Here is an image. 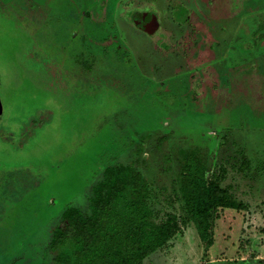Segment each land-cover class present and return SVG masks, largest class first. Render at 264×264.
<instances>
[{"label":"rangeland","instance_id":"1","mask_svg":"<svg viewBox=\"0 0 264 264\" xmlns=\"http://www.w3.org/2000/svg\"><path fill=\"white\" fill-rule=\"evenodd\" d=\"M183 148L232 205L212 245L191 221L146 264H264V0H0V264H55L63 214L111 165L182 215Z\"/></svg>","mask_w":264,"mask_h":264},{"label":"trees","instance_id":"2","mask_svg":"<svg viewBox=\"0 0 264 264\" xmlns=\"http://www.w3.org/2000/svg\"><path fill=\"white\" fill-rule=\"evenodd\" d=\"M148 17L153 18V28L161 27L151 12L134 13L132 20L146 22ZM194 27L196 32L206 31L202 20ZM206 61L209 59L199 60ZM209 73L207 80L213 72ZM138 146L144 151V143ZM176 157L181 173L175 186L183 204L182 215L159 205L153 183L134 166L111 165L93 189L88 211L69 208L63 214L51 241L54 263L146 264L183 234L191 221L197 225L204 244L212 245L217 214L232 205L230 193L220 179L209 180L202 149L183 148Z\"/></svg>","mask_w":264,"mask_h":264},{"label":"flooded vegetation","instance_id":"3","mask_svg":"<svg viewBox=\"0 0 264 264\" xmlns=\"http://www.w3.org/2000/svg\"><path fill=\"white\" fill-rule=\"evenodd\" d=\"M133 22V21H132ZM141 22V23H140ZM140 22H133L132 24H134V26L137 28V29H139L141 32H143V33H146L148 36H150V37H153V36H155V33H156V31L158 30H155V28H152V27H154V22H153V18L151 17H148L147 18V20H146V22H144L143 20L142 21H140ZM161 28H162V26H161ZM152 29H154L155 30V33L153 34H151L150 33V31L149 30H152Z\"/></svg>","mask_w":264,"mask_h":264},{"label":"crops","instance_id":"4","mask_svg":"<svg viewBox=\"0 0 264 264\" xmlns=\"http://www.w3.org/2000/svg\"><path fill=\"white\" fill-rule=\"evenodd\" d=\"M133 1H136V0H133ZM125 3H127V1L125 2ZM187 13V15L189 16L190 15V10L188 11V12H186ZM193 14H195L194 12H192ZM187 19V18H186ZM154 37V36H153Z\"/></svg>","mask_w":264,"mask_h":264},{"label":"water","instance_id":"5","mask_svg":"<svg viewBox=\"0 0 264 264\" xmlns=\"http://www.w3.org/2000/svg\"><path fill=\"white\" fill-rule=\"evenodd\" d=\"M152 28H153V27H152ZM155 30H157V29L155 28ZM155 30L152 29V30H149V31H150V33L152 34V33H154Z\"/></svg>","mask_w":264,"mask_h":264}]
</instances>
